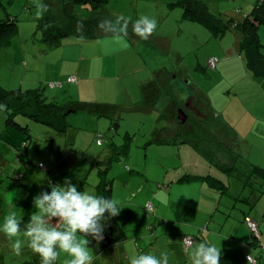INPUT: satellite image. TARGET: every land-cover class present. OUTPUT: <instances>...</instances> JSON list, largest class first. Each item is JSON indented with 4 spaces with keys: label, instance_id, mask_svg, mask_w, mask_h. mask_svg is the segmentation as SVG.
<instances>
[{
    "label": "rangeland",
    "instance_id": "374dc122",
    "mask_svg": "<svg viewBox=\"0 0 264 264\" xmlns=\"http://www.w3.org/2000/svg\"><path fill=\"white\" fill-rule=\"evenodd\" d=\"M172 1L175 0H106L105 9L114 18L120 15L132 21L140 16L155 18L157 28L151 35L153 39L149 37L142 40L134 34L122 40L111 34L96 39L76 36L62 39V45L70 42L79 47L83 45L84 54L76 49V58L81 55L89 57L87 46L92 44L98 46L102 55L94 58L97 61L93 62L97 64L91 66L94 69L87 75L91 85L83 87L81 91L76 90V84L65 79L64 83L52 78V81L45 80L37 84L48 99H53L54 93L86 99L84 107L67 114L69 125L63 135L26 116L15 117L23 128L10 126L6 123L7 112L0 107V225L4 223L6 215L15 212L18 218L21 217L23 227L36 211L33 197L42 190L50 191V184H63L67 177L78 190L95 193V185L105 176L112 184L111 198L122 207L115 217L127 233L124 247L130 257L141 252L131 237L148 233L145 231L147 222L152 221L154 216L142 208L140 202L151 199L156 205L158 198L154 200V194L161 196L163 205L164 201L168 204L173 199L177 200L180 197L177 192L165 193L171 187L177 188L178 178L186 170L191 174L210 170L211 173H220L224 179L222 181L228 186L226 193L230 196L225 193L220 195L222 202L215 204L218 209L211 213L208 228L204 229L207 224L204 221L200 226L190 222L183 224L182 229H185L184 226L193 227L185 234L197 243L206 240L220 247L230 264H247L246 253L255 258L256 264H264L260 257L257 258L258 248L244 250V260L238 262L227 256L228 249H238L236 243L230 240V237L234 240L233 232L238 225H242L248 234L251 233L242 219L244 212L250 211L247 198L252 188L245 185L244 176L246 178L249 174L251 165H256L260 160L264 162V80L259 85L260 81L250 77L238 53V34L228 31L216 36L203 24L184 19L181 7H169ZM204 1H209L215 9L212 11L209 7L211 13L223 19L233 17L236 20H242L243 14L251 11L254 2ZM42 2L48 5V11L43 16L60 9V0ZM239 2L241 11L238 9ZM35 3L36 0H0V18H6L8 14L16 19L21 35H15L14 38L18 41L20 36H27L26 48L45 50L44 46L38 45L42 36L36 24L41 18L36 16ZM225 7L229 10H224ZM72 8L75 14L81 16L90 12L88 5H75ZM258 32L264 43V24L259 26ZM64 57L71 59L72 55L65 51ZM211 57L219 59L215 68L208 64ZM39 68L42 66H37ZM48 69L54 71L53 68ZM68 69L70 65H64L62 71ZM39 71L41 69L28 70L24 81L36 82L39 79L34 76ZM23 74L24 69L19 78ZM49 82L62 84L53 89L48 85ZM156 89H159L157 98L155 91L151 93ZM171 99L178 103L174 109L182 107L187 115L185 122L174 123L176 130L180 131V134L176 132L175 135L169 129L173 126L168 119ZM104 103L114 105L115 113L103 114L92 106ZM117 118L118 124L111 128L113 120ZM193 127L196 140L203 133L207 135L206 141L214 146H223L238 153L235 155H238L239 163H247L242 167V174L240 170L234 169L228 171V175L223 168L205 159L190 143L181 144L185 140L181 130ZM98 134L102 135L101 145L96 142ZM164 140L169 142L162 143ZM216 152L218 158L224 157L218 149ZM238 164H233L236 169ZM219 187L226 190L222 185ZM138 189L143 191L140 193ZM10 193L14 195L10 197ZM182 199L189 200L187 195L182 196ZM165 223L158 227L159 230ZM159 238L164 240L165 236L159 235ZM15 239L25 241L20 255L12 251ZM140 247L145 252L155 254L148 243ZM160 249H165V246ZM89 250L96 257L95 250L91 247ZM186 258L191 264L188 255ZM66 259H70L68 254L61 252L56 264H63ZM125 263L129 264V258ZM0 264H40V257L27 246L22 234L9 239L0 231ZM169 264L176 263L169 258Z\"/></svg>",
    "mask_w": 264,
    "mask_h": 264
},
{
    "label": "crops",
    "instance_id": "0c3cea01",
    "mask_svg": "<svg viewBox=\"0 0 264 264\" xmlns=\"http://www.w3.org/2000/svg\"><path fill=\"white\" fill-rule=\"evenodd\" d=\"M200 1L206 3L208 9L210 7L212 11L215 10L214 8L211 7L209 1H204V0H200ZM255 1L256 0H254L253 5ZM238 7H239L238 8L239 11H241L240 2ZM224 10H229V9L225 7ZM18 34L21 35L20 27L18 28V31L15 35ZM14 36L10 40L9 45L0 50V84L4 88H8V89L32 88V85L35 86L39 82H43L45 80L52 81V78H55L56 80H62L63 82V80L65 79L66 81V77L70 75L76 77V81L72 83L76 84L77 91H81L83 87H86L87 85H91L90 81L87 80V75L90 74L89 72H91V69H94L95 67L94 65L97 64L93 62V61H97L94 58L99 57L101 55L99 53V48L97 45L92 44L91 46H87L88 53L90 54L89 57L87 55L86 56L81 55L80 57L76 58V56H74V52L76 49L80 54H84L83 51L84 48L83 45L81 44H80L81 47H79L76 43L70 42L68 44L62 45L61 42V44H59L58 46L47 48L42 42H40V44L38 45H42L46 49L44 50L37 48V50L34 51L31 47L26 48L25 46V44L28 43V39L26 38L27 36H24L22 38L20 36L18 41L15 40ZM36 36H38V34ZM39 41H41V39H39ZM65 51L72 55L71 59L64 57ZM261 51L264 53L263 49ZM86 59L89 60L88 63L85 62ZM59 62H60V66L58 67ZM64 65H70V69L62 71ZM100 65L103 67L102 62L100 63ZM37 66L39 67L42 66V68H39L41 69V71H39V73H36V75L34 76V78L37 77L39 80H37L36 82L34 80H31V81H27L26 83L24 81V75H26V72L28 70L31 69L39 70L37 69ZM48 68H53L54 71H49ZM23 69H24V74L22 77L19 78V74L21 73V71H23ZM16 71L18 72V76ZM250 77L253 80H256L251 75ZM259 81L260 82H258V84L261 85L262 81L261 80ZM62 82L60 83L62 84ZM50 83L51 82H49V84ZM24 86H28V87H24ZM93 86L94 85L92 83V87ZM50 87L55 89L56 86H50ZM54 94H55L54 95L55 97L53 96L54 98L59 99L63 97V96H59L58 93H54ZM78 98L81 99L82 101L86 100L80 96H78ZM93 103L94 102H91V104ZM170 103L174 104L173 102ZM106 104L107 103H104L103 105ZM172 106L170 108L171 111H169L168 119H170V122L172 123L171 125L173 126H170L169 129L171 131H174L173 133L175 135L176 132L180 134V131L176 130L174 123L175 122L180 123L185 121L180 120V118L178 117V111L174 112L172 110L173 109ZM112 108H113V112H115L114 110L116 107L112 106ZM101 113L106 114L104 110H102ZM177 120H179V122ZM181 135L185 139L180 142L181 144L187 145L186 143H190L196 150H198L202 155H204L205 159L214 162L220 168H224V171L225 172L227 171L228 175L230 174V172H228L229 170H227L228 167L230 168L231 166H235L233 164H235L236 162L237 164L239 163L238 156H236L235 153L229 151L228 148L223 146L217 147L214 146L212 143H209V141H206L207 135L204 136L203 133H201V138L199 140H196V131L194 127L191 129L188 128L186 130H181ZM161 142L165 143L169 141L164 140ZM217 149L220 151L221 154L224 155L223 158L222 157L218 158L219 155L218 152H216ZM204 158L202 156V159L205 161ZM238 165L239 166L237 169L240 170V173H242L243 172L242 167L246 166L247 163L241 161V163H239ZM255 166L264 168V162H261L260 160L259 162H256ZM189 174L195 176H204L209 174L220 180H224L222 179L223 177L220 175V173H211L210 170L205 173L199 172L196 174H191L190 171L186 170L184 175H189ZM231 174L233 175V173ZM176 185L177 188L171 187L168 190H166L167 193L165 194L177 192L180 196L178 197L177 200L173 199L168 204H166V202L164 201V205H163L162 202L163 199L161 198V196L154 194L153 196L154 200L155 198H158L156 199L157 202L155 201L156 203L155 205L153 204V201L151 199H146V201L150 200L152 202L153 211L150 213L154 214V216H152L153 217L152 221L147 222L148 228L145 231H147L148 233H145L143 235L140 233L141 235L138 234L134 237H131V239L135 241V246L136 248H138L139 251L145 252L144 250L141 249L140 246L142 245L145 246L148 243L149 248L155 250L156 255H159L160 252L166 250L169 254L170 260L172 261L174 260L176 264H190V262L188 261L189 259L186 258L187 254L184 249L185 246L183 244V238L185 236H189L185 233L190 232L193 227L184 226L185 229L183 230L181 225L186 223L189 224L190 222L200 226L204 221L205 222L207 221V224L206 226H204V229L208 228L209 226L208 223H211V219H210L211 213H213L218 209V206L215 204H219V202H222L220 195L222 193L228 194V196L230 195L229 193L225 192L226 190L223 191V188L217 187L216 185L209 183L205 178H196L189 181H178ZM138 191L141 193L143 189L141 190L138 189ZM136 195L137 193L135 194V196ZM186 195L187 198H189V200L182 199V196H186ZM111 197H112V192H111ZM247 200L250 205L249 213L253 215L251 216V214L247 213L248 211L246 213L244 212L242 219L245 216H248L252 218L254 221L258 222L260 229L259 241L250 243V240L253 239L252 233L248 234L247 230L244 227H242V225L240 226L238 225L239 227L237 226L235 232H233L234 240L232 239V237H230V240L236 243L238 249L236 248L237 251H233L234 250L233 248L228 249L227 256L231 257L230 258L231 260H235L236 262H238L239 260H244L243 257L244 250L249 251V249L251 248L254 250H256L255 248H258L257 258L260 257L261 261L264 263V256L261 257V254H264V183H261V181L258 180L257 178L253 179V187L250 190V194ZM146 201L144 202L143 199L140 202L143 205L142 208H144V204L146 203ZM138 206L139 204L137 205V207ZM170 207H175V208L171 209ZM164 222H166L165 225L160 227L162 228V230H159L158 227L162 225ZM53 223H55V219L53 220ZM145 235L147 236V238L146 240H143L146 237ZM159 235H164L165 239L163 240L159 238ZM200 237L203 238V235H200ZM125 241L112 246L106 251H103L101 253H96V257H94L93 264H126L125 261L129 258V255L125 251V247H124ZM162 246H165V249L163 250L160 249ZM247 255H249V253L245 254V259Z\"/></svg>",
    "mask_w": 264,
    "mask_h": 264
},
{
    "label": "trees",
    "instance_id": "16d2710c",
    "mask_svg": "<svg viewBox=\"0 0 264 264\" xmlns=\"http://www.w3.org/2000/svg\"><path fill=\"white\" fill-rule=\"evenodd\" d=\"M60 4V9L58 11L46 14L43 18L38 20L36 24L37 28L41 31V42L46 47L58 46L61 44L62 39L67 36L96 39L103 35H110L101 31L98 27L101 20H115L105 9L106 0H60ZM75 5H88L90 12L85 16L78 15L77 13L75 14L72 8ZM168 5L169 7H181L184 19L203 24L216 36H222L228 31L232 32L234 35L238 34V53L244 60L247 70L254 79L258 81L264 79V53L261 51L262 48H264V43L260 39L258 32L259 26L264 24V0H256L251 11L244 14L242 20H236L232 17L223 19L221 16L211 13L207 4L200 0H175ZM77 21L83 22L82 32L76 30ZM17 31L18 24L13 16L8 15L6 18H0V50L9 45L10 40ZM131 34H133V32L130 23L128 36H131ZM153 91L156 92L155 98H157L159 89L152 90L151 93ZM171 100V102L174 103L172 104V110L174 112L179 109L183 110L182 107L175 110V105L177 106L178 103L175 99ZM86 103L87 102L74 98L71 95H64L59 99L54 97L53 99H48V97L44 95L43 89L38 85L27 89H8L0 84V107H3L8 114L6 123L14 127L23 128L24 126H21L15 117L26 116L32 121L48 125L56 134L63 135L69 125L66 121L67 114L79 110L84 107ZM92 106L100 113L102 110H104L106 114L115 113L112 108L114 105L111 104H95ZM108 107L110 110H108ZM112 124L114 125H112L111 128H115L118 124V118L114 119ZM101 136L102 135L98 134V139H101ZM101 144L102 141L98 145ZM227 170L231 172L233 170L237 171L238 169H236V166H231L230 168L228 167ZM248 173L246 178L244 176L245 185L253 187V184L249 182L251 178L250 181L252 182L254 178H257L261 183H264V168L251 165V169ZM196 178H205L209 183L217 187L222 185L227 191L228 186L225 182L209 174L204 176L190 174L182 175L178 178V181H189ZM111 192V181L104 176V178L95 185V194L111 198ZM103 223V240L97 242L91 237L88 238L91 241L89 247L93 248L96 253L106 251L112 246L124 242L128 238L126 231L117 221L116 217H108ZM259 235L260 229L258 235L252 233L253 239L250 240V243L259 241ZM220 264H230L223 250H221Z\"/></svg>",
    "mask_w": 264,
    "mask_h": 264
},
{
    "label": "clouds",
    "instance_id": "9594fccd",
    "mask_svg": "<svg viewBox=\"0 0 264 264\" xmlns=\"http://www.w3.org/2000/svg\"><path fill=\"white\" fill-rule=\"evenodd\" d=\"M35 7L36 16L43 18L48 5L42 0H36ZM130 23L133 34L142 40H147L157 28L155 18L140 16L132 21L124 15L115 20H101L98 27L104 33L122 40L128 36ZM76 30L83 31L82 21H77ZM13 195L10 193V197ZM33 205L36 211L23 227L21 217L18 218L12 212L4 217L0 231L9 239L22 234L27 240V246L40 257V264H56L61 252L70 257L63 264H93L94 256L89 250L91 241L88 238L97 242L103 240V222L108 217L119 215L122 208L115 199L78 190L67 177L63 184H50V191L42 190L34 196ZM183 241L191 264H220V247L206 240L197 243L191 236L184 237ZM24 245V240L15 239L12 251L20 255ZM246 261L247 264H255L251 254L246 256ZM129 264H169V254L166 250L159 255L141 251L129 257Z\"/></svg>",
    "mask_w": 264,
    "mask_h": 264
},
{
    "label": "built area",
    "instance_id": "2783aa9c",
    "mask_svg": "<svg viewBox=\"0 0 264 264\" xmlns=\"http://www.w3.org/2000/svg\"><path fill=\"white\" fill-rule=\"evenodd\" d=\"M218 58L217 57H211L208 59V64L211 68H214L216 66V64L218 63ZM66 81L67 82H75L76 81V77L73 76V75H70V76H67L66 78ZM60 82H51L49 85L50 86H60ZM101 142V139H97V144H99ZM144 209L147 211V212H152L153 211V204L150 200L146 201V203L144 204ZM244 222L246 223L247 227L249 228V230L253 233V234H256L258 235L259 234V224L258 222L254 221L253 219H251L250 217L246 216L244 218ZM184 243V241H183ZM185 246V244H184ZM255 260V258H254ZM255 263H256V260H255Z\"/></svg>",
    "mask_w": 264,
    "mask_h": 264
},
{
    "label": "water",
    "instance_id": "95a60500",
    "mask_svg": "<svg viewBox=\"0 0 264 264\" xmlns=\"http://www.w3.org/2000/svg\"><path fill=\"white\" fill-rule=\"evenodd\" d=\"M178 117L180 118V120L185 121L186 115H185V113L183 112L182 109L178 110Z\"/></svg>",
    "mask_w": 264,
    "mask_h": 264
}]
</instances>
